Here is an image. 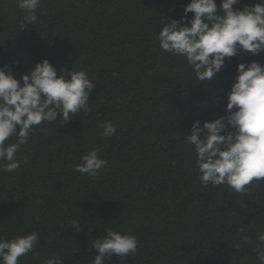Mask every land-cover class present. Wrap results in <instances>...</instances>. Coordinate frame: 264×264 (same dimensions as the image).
I'll return each mask as SVG.
<instances>
[{
  "label": "trees",
  "instance_id": "obj_1",
  "mask_svg": "<svg viewBox=\"0 0 264 264\" xmlns=\"http://www.w3.org/2000/svg\"><path fill=\"white\" fill-rule=\"evenodd\" d=\"M188 2L41 0L39 22L21 31L16 0H0V65L16 62L19 80L47 59L58 73L86 70L96 85L89 112L42 125L17 153L28 163L0 171V236L41 233L39 255L20 264H44L52 253L62 264H91L92 241L106 228L138 236L126 264H258L251 245H235L241 226H251L253 240L264 232V182L246 195L224 185L202 190L182 143L194 119L224 115L227 102L212 103L208 87L158 46L163 16L179 19ZM250 59L264 63V53L227 60L214 88L230 89L237 64ZM101 122L116 134L103 136ZM92 149L106 168L94 177L75 172Z\"/></svg>",
  "mask_w": 264,
  "mask_h": 264
},
{
  "label": "clouds",
  "instance_id": "obj_2",
  "mask_svg": "<svg viewBox=\"0 0 264 264\" xmlns=\"http://www.w3.org/2000/svg\"><path fill=\"white\" fill-rule=\"evenodd\" d=\"M180 0H178V3ZM24 13L19 29L39 22L41 0H16ZM192 16L189 18L188 14ZM179 19L166 16L156 37L163 53L179 58L190 69V76L212 92L211 102L226 97L224 115L211 120L194 119L190 134L182 143L190 146L195 156L197 178L201 189L227 186L232 192L248 194L264 182V63L250 59L238 63L230 89H215L226 61L247 54L257 57L264 53V0L242 3V0H190L182 6ZM13 64L0 65V171L12 173L28 157L17 155L37 131H46L44 124L58 118L66 125L80 113L89 112L91 93L96 85L86 70L73 67L59 73L45 59L35 63L18 80ZM102 135L116 134L117 126L101 122ZM15 138V142H11ZM108 161L92 149L82 156L74 171L90 177L106 168ZM71 227L79 231L76 219ZM251 227V226H250ZM244 226L239 228L240 249L251 245L258 264H264V232L255 240ZM41 233L33 231L11 238L0 236V264H20L29 254L38 256ZM137 235L106 228L92 241L91 264H118L138 253ZM62 255L52 253L44 264H62Z\"/></svg>",
  "mask_w": 264,
  "mask_h": 264
}]
</instances>
